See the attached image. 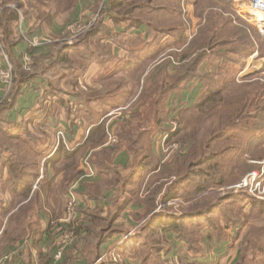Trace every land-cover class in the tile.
Listing matches in <instances>:
<instances>
[{
    "label": "crops",
    "instance_id": "0c3cea01",
    "mask_svg": "<svg viewBox=\"0 0 264 264\" xmlns=\"http://www.w3.org/2000/svg\"><path fill=\"white\" fill-rule=\"evenodd\" d=\"M47 1L51 3L53 0ZM140 1L149 2L152 6L171 8L181 3V0ZM243 1H234L233 6L237 11L240 8L245 10L248 6ZM191 2L195 10L196 1ZM108 5L109 0H77L68 24L74 21L82 25L95 23L102 7ZM114 13L111 10L103 18L117 38L116 43L112 44L109 56H98L89 62L87 70L76 78L65 76L60 80L57 77L48 83L44 78L37 77L22 87V94L17 98L15 106L4 116L12 128L16 127L12 131L14 136L28 141L34 134L40 147H0L1 264H92V259L86 261L80 255L83 248L82 238L89 237L92 231L114 234L106 237L102 244L101 257L111 247L117 246L123 251L136 244L140 246L144 242L145 236L141 234L140 229L150 216H143L146 206L140 199V186L146 185L151 175H147V170H143L139 160L137 165L134 163L133 155L136 151L140 152V146L134 147L140 145V124L136 123L140 116V103H136L135 94L130 93L129 78L139 77L140 72L156 67L157 63L154 61L162 55H168L170 58V52L173 51L169 47L174 41L179 43L185 38L184 34H161L148 23L139 20L136 22H140V25L132 28L128 23L130 20L123 17L112 19L115 17ZM23 26L28 32L38 29L44 31L55 41L52 47L35 51H31L25 42L18 43L14 53L24 69L23 57L27 53L31 59L38 55L48 57L52 54L54 46L60 42V36L67 32L66 24L54 23L47 29L27 18L23 21ZM160 46L165 49H160ZM82 51L81 48L72 52L69 60L82 59ZM56 52L60 54L59 46ZM132 55H135V59H131ZM1 66H4L3 61ZM164 66L169 68L168 65ZM210 68L208 65L207 70ZM247 71L244 69L243 75L239 76L255 72L250 70V73H246ZM33 72L32 69L29 73ZM196 85L199 86L198 83ZM2 88L3 86H0V103L8 96ZM50 88L54 91H50ZM194 93L195 88L191 96ZM42 95H46L44 103L38 101ZM70 105L76 107L75 113ZM56 128L66 132L67 143L71 146L69 149L56 147ZM108 133L118 137L119 142L114 147L105 146ZM29 144L25 143L28 146ZM21 149L25 154L23 160L17 156ZM5 151L8 154H5ZM153 151L158 152V147ZM84 158L92 159L91 164L96 174L92 178L84 179L77 188L79 208L73 223H77L81 240L80 243L69 247L61 260H56L59 239L57 231L64 218L66 186L68 188L67 184L82 176ZM34 165V172L37 173L35 179L32 178ZM147 165L146 168L149 167ZM121 181L124 185L127 184L124 193L120 190ZM22 183L29 184V187L25 192L26 200L18 203L22 193L16 189V185ZM6 185L10 187L6 189ZM12 200L15 205H12ZM120 208L122 210H119ZM108 217L117 218L112 225H108ZM146 228L149 230L147 226ZM207 231L203 229L202 233L206 234ZM224 231L227 237L222 241L216 234L208 241L205 239L204 249L199 255L186 253L182 257L184 264L236 263L240 256V240L235 239L232 234L233 228ZM129 233L132 235L127 242L124 239ZM167 238L170 245L166 247L165 252L168 247L170 251L166 256L168 262L164 264H169V261L173 264L182 247L173 232H168ZM145 244L144 252H148L150 244L146 240ZM143 260L144 258L139 262L137 259H130L131 264H144ZM150 263L153 264L154 260L151 259Z\"/></svg>",
    "mask_w": 264,
    "mask_h": 264
},
{
    "label": "rangeland",
    "instance_id": "374dc122",
    "mask_svg": "<svg viewBox=\"0 0 264 264\" xmlns=\"http://www.w3.org/2000/svg\"><path fill=\"white\" fill-rule=\"evenodd\" d=\"M28 1L29 0H25L27 5L22 9V11L18 10L19 24L16 28L17 37L20 39V42L24 43L26 41L20 31V28L22 27L23 31H25L29 38L42 34L49 37L52 40V44L46 46L45 48L52 47L55 43L54 38L39 29L34 30L33 28L32 30L34 31L28 32L23 26V21L26 19V16L28 18L30 17L31 21L35 22V24L38 23L37 20H41L40 18H43L45 13L48 12L49 2L47 0H30L28 3ZM249 1L250 0H244L243 2L247 3L249 6ZM14 4L15 3L12 0H0V7L2 8H4V6L15 8ZM182 4L183 0H181L180 3L181 12ZM248 6L245 10H241L240 8V10L238 9L239 11H237L234 6L232 9L236 16L244 19V23H237V18L232 16L230 12L224 11L222 13L220 9H216L215 11L221 15L223 14V17H232V21L236 24L233 27H248L249 29L259 33L264 39V34L260 31L259 23H255L252 18L250 20L248 17L249 14L247 15V10H250ZM190 11V20H185L182 13V19L186 28L184 32L185 40L181 39L179 43H176V41L173 42V44L169 47V49L173 51L170 52V58H168V55L164 56L161 54V57L157 59L155 58L156 60L154 59V62L157 63L155 65L156 67H151L148 71L140 72L139 77L129 78L130 93L133 92L135 94L134 97H136V103H140V116L136 121L137 124H140V145H134V147L140 146L141 159H147L148 162L146 161V165L156 164V171L160 172L161 177H159V180L157 181L155 179L156 175L148 177V183H157L155 184L157 186L150 184L152 186L149 190L162 185L163 188L161 191H163L167 187L165 183L167 181H171L173 179L171 178L172 175L179 170L182 172L181 176L184 177L186 174L184 173V170L187 169L188 166L186 165L189 164L190 161L192 164H199L198 161H203L198 169H194L195 171L200 172V170H205L209 174H215L213 176L214 180H209V177L207 178L203 175H194L192 178L194 179V183L183 184L184 188H182L181 198L167 203H160L155 206L156 213L164 216L172 215L176 218L181 216L184 211L215 208L213 209L214 213L212 216L200 220L202 223V229L200 232L194 231L192 233V237L195 242V246L193 248L194 250L201 252L204 249V240L206 239L208 241L213 238V234L216 232L215 226L217 225L225 229L226 223L230 225L231 223L229 221L233 218L235 221L234 223L238 224V227H233L234 231H232V234L235 239L240 240V251L243 250L242 259L241 256H239L238 261L234 264H237L240 260V264H264V157L258 159L259 156H264V149L258 151L262 146H255L254 144L250 146L251 150L254 151L244 156L245 160H247L249 164L256 165L257 167L260 166V168H256V170L250 174L247 173L246 166L239 160L241 152H247L249 149H246V147L249 146L246 144L243 138L244 136L240 131L243 127L248 128L249 126L252 127L251 129H259L260 133L262 129V124H257L256 122L251 121L253 117H250V114L253 115V113L258 110V106H264V59L259 58L257 52L253 53L251 57L244 59V67L234 78V83L230 86L222 87L217 95L209 97L210 100L201 103L200 108L194 109V105H196L201 99L200 97L203 91V77L206 74L213 75L217 76L216 79L220 80L221 75L219 74L223 64L221 59L210 53L208 59L204 61L205 65L203 63L194 74V81L190 82L188 86L183 83H179V90H174L175 85L172 87L175 77L177 79V77L182 73L184 63L186 62L185 58L182 56L183 50L188 48L193 39L198 36L201 27L205 23L204 18L197 16L196 8L194 10L193 7H191ZM208 11L210 10H207L206 13ZM75 24L79 25V22L74 21L70 24H66L65 30H67V32L59 38V43L61 45H73L87 32H81L75 40H71L75 34L69 30V27L70 25ZM80 25H82V23H80ZM194 28L195 34L190 39L188 38V30ZM225 28L227 31L231 29L229 26H226ZM74 29L77 30L76 26H74ZM261 30L264 33V30ZM160 47V49L163 48V46ZM29 49H31V51L37 50L30 47ZM5 58L8 59V56L4 51V45L0 39V63L2 61L4 63V66H1L0 70L5 69ZM168 60L170 63H168ZM248 62H251V64H248ZM164 65H168L169 68L166 69V66ZM208 65L211 68L207 70ZM29 66L34 71L36 70V57L30 60ZM244 69L246 71L248 70L246 73H250L251 71L255 72L251 73V75L239 76L243 75L242 72ZM196 83H198V87ZM191 84L193 85L191 86ZM158 85H160V88ZM163 85L167 86L166 89L163 88ZM0 86H3L2 89L4 92L5 87L2 81H0ZM12 88L10 92L7 93L8 96L4 97L5 100L11 95ZM194 88L195 93L191 96V92L194 91ZM257 95L263 96L262 100ZM70 108H72L73 113L77 111L75 106L71 107L70 105ZM159 119L162 120V123L160 122L157 124ZM58 130L63 131V129L56 128V141V134L58 133ZM110 135L115 136L118 139V137L113 133H108L106 142L107 145L105 144V146L114 147L118 144L119 140L116 144L111 143V145H109ZM19 147L24 146L21 144ZM69 147L71 146L69 145ZM156 147H158V152L155 153L153 149ZM227 149H232V152L238 153V160L235 161L232 159L233 155H230V151L225 153L224 150ZM24 155V151L21 149L19 153L21 160H23ZM213 166L215 167L213 168ZM190 168L193 167L191 166ZM253 173H257L261 176V186L257 187L252 184L251 188L244 187V181ZM181 176L177 179L178 181L183 178ZM220 177L225 178V181L219 182L218 179ZM196 185L202 190L195 189ZM145 188L146 185L141 187L140 199L142 200L148 197ZM191 188L192 192H188ZM67 192L68 188L66 186V193ZM190 196L193 198V202L185 204V200H187ZM229 196H241V198L244 197L245 199L239 202L241 206H239V204H235L237 202L229 200L224 201L220 205L222 207H219L218 205L219 208L210 206L211 203H219L223 200L222 198ZM198 198H200V202H194ZM254 202H256L257 206L261 208L260 211L255 212L254 209H252ZM65 203H67V195ZM192 203L193 206H191ZM63 215H66V205ZM63 219L64 218H62V220ZM62 220L60 222L61 226L58 225L57 235L59 234V236L63 234L66 225L62 222ZM144 224L145 222H143L142 225ZM73 226L76 227L78 231L79 228L77 223L73 224ZM203 229H207L208 233L203 234ZM225 230H229V228H226ZM252 230L254 231V234ZM169 232H173L176 235V232L174 231ZM131 235L132 233L126 235L124 240L129 242L130 239L128 238ZM221 235H223V239L227 237L225 231H221ZM235 239L234 241H236ZM131 240L133 241L134 238ZM143 241L144 242H142L140 246L136 244L123 251H121L117 246L111 247L107 251V257L105 260H111V264H131L130 259H137L140 262V259L142 260V258H144V264H152L150 263L151 259L154 260L153 264H164L165 262H168L166 260V256L168 251H170V248H167L165 253H163L164 251H159L158 254H155L152 250V244H150L147 250L148 252H144L146 250L144 249V246L146 245L145 238ZM147 241L152 242L150 238H148ZM167 241L166 238L159 239L158 243L155 244L158 246L156 250H159L160 248L166 249V247L170 245L168 238ZM176 241L180 242L179 244L181 245L182 250L179 255H177V260L175 259L176 261L174 260L173 264H184L182 257L186 255V253H189V245L177 238ZM1 254H3V251ZM1 257L2 255L0 258ZM114 257H117V261L114 260ZM169 264H171L170 261Z\"/></svg>",
    "mask_w": 264,
    "mask_h": 264
},
{
    "label": "trees",
    "instance_id": "16d2710c",
    "mask_svg": "<svg viewBox=\"0 0 264 264\" xmlns=\"http://www.w3.org/2000/svg\"><path fill=\"white\" fill-rule=\"evenodd\" d=\"M12 1H14L15 3V8L9 6H4V8L0 7V39L4 45V51L8 56V59L12 64L14 71V86L12 88L11 95L4 102L0 103V147H19L21 144H23L24 147H40L39 140L36 139L37 136H35L34 134L32 136V139L30 140L27 136L28 141H25V139L21 140L17 138V136H14L12 134L14 132L12 131L16 127H11L12 125L8 123L4 117L5 114L15 106L17 98L22 94V87L29 82H33L37 77L44 78L48 83H50L52 79H55L57 77L60 80L64 79L65 76H72L76 78L77 75L79 76L87 70L89 62L97 59V57L100 55L109 56L111 53L112 44L116 43L117 38L113 35L112 30L107 27V25L103 21V18L105 15L109 14L111 10L115 12V17H112V19H115L116 17H123L127 20H130V22L128 21V23L130 26H132V28L138 27L140 25V22L143 21L148 23L150 26H152V28H154L155 31L160 32L161 34H182L183 36L186 29L185 23L182 19L180 5L171 8L152 6L149 4V2L142 3L140 0H124V2L121 3H118L116 0H109V5L102 7L100 15L98 17L99 19L92 25V27L86 30L87 32L78 41H76V43H74L73 45H61L60 43H58V45L56 44L54 46V48L52 49V54H50L48 57L38 55L36 57L37 68L33 73H29L22 67L20 60L17 59L14 53V48L18 45V43H20V39L16 35V28L19 24L18 10L22 11V9L26 7L27 3L25 2V0ZM76 1L77 0H53L48 5V12L45 13L43 18H40L41 20H37L38 25L41 27L44 26L45 28L49 29L54 23L58 25L69 23V21L71 20V15L76 8ZM195 1L197 16H199L200 18H204L205 23L202 27L200 26L201 30L199 31L198 36L193 39L188 48L183 50L182 56L185 58L186 62L184 63L182 73L177 77V79L175 77L172 87L175 85L174 90H179V83H183L188 86L190 82L194 81V74L198 71L199 67L204 63V61L208 59L210 53L216 55L217 58L221 59L223 66L219 74L221 75L220 80L216 79L217 76L213 75L206 74L203 77V91L200 97L201 99L196 105H194V109L200 108L201 103L210 100L209 97L217 95L222 87L230 86L231 84H233L235 80L234 78L244 67V59L249 58L255 52L258 53L259 58L264 59V39L259 33L244 26L233 27L236 24L232 21V17H223V14L221 15L220 13L215 11L216 9H220L222 13L224 11L230 12L232 16H235L237 18V23H244V19L236 16L232 11L235 0ZM207 10L210 11L206 13ZM26 18L31 20L30 17L28 18L26 16ZM138 20L140 21L139 23H137ZM226 26H229L231 29L227 31L225 28ZM225 31L227 32L223 34ZM58 46L59 48H61L60 54L59 52H56ZM81 48L83 49L81 56L82 59H75L74 61L69 60V55ZM162 49H165V47L163 46ZM131 59H135V55H132ZM47 60H49L50 62H47ZM168 63H170L169 60ZM158 87L160 88V85H158ZM166 87L167 86L163 85V88L166 89ZM51 90L54 91V89L50 88V91ZM161 90L164 92L162 88ZM44 96L42 95V97L38 100L40 103L45 102L46 98ZM257 96H259L262 100L263 96ZM250 117H253L251 121H254L257 124H262V129L260 133L259 129H251L252 127L249 126L248 128L243 127V129L240 131L244 136L243 138L246 144L249 146L246 147V149H249L247 152H244L241 148L242 152L239 160L243 165L246 166L248 174L256 170V168H260V166L257 167L256 165L249 164L248 161L245 160L244 156L254 151L251 150L250 147L254 144L255 146H262L258 151L264 149V106H258V110L253 113V115L250 114ZM160 122L162 123L161 119L158 120L157 124ZM107 137L108 134H106V138ZM25 143L30 144L28 146L25 145ZM62 147L64 146H60L59 149H63ZM227 151H230V155H233L232 159H234L235 161L238 160V153L232 152V149L224 150L225 153H227ZM5 154H8L7 151H5ZM17 156L19 157V155ZM133 157L134 163L136 165L138 163V160L140 161V166L143 165V170H147V175L150 174L152 175L151 177L156 175V181L159 180V177H161V175L160 172L156 171V164H148L147 166L149 167L146 168L145 165L147 159L142 160L139 151H136ZM263 157L264 156H259L258 159ZM2 159H4V157H2ZM91 161L92 159L89 158L90 163H92ZM202 162L203 161L200 160V162L198 161L199 164H192L190 161L191 164H187L186 166L188 167L186 170H184V173H186L184 177L181 176V170L177 171L174 175H172L171 178L173 179L165 183L167 187L163 191H161L163 188L162 185L149 190L153 184H157L156 182L146 184L145 191H147L148 197H146L142 201L146 206V211L143 216L146 218L149 215L150 217L145 221L146 225H142L143 227L140 229V231L141 234L145 236L146 242L148 244H152V250L155 254H158L159 251H164L163 253H165V248L156 250L158 246L155 244L158 243L159 239L161 238H166L167 241V234L169 231L176 232L175 238L189 245L188 251L191 254L196 256L202 252L193 249L195 246V242L193 240L192 233L194 231L200 232V230L202 229V223L200 222V220L212 216L214 213L213 209L215 208H207V210L195 209L194 211H184L183 214L178 218L172 215L164 216L155 212L156 205L181 198L182 188H184L183 184L194 183V179H192L194 175H203L207 178L209 177V180H214V173L209 174L205 170H200V172L194 170L195 168L198 169ZM191 166L193 168H190ZM214 167L215 166H213V168ZM32 168V178L35 179L37 176V173L34 172L36 169V165H34ZM180 176L183 178L179 179L178 181L177 179L180 178ZM224 179L225 178L220 177L218 181H225ZM126 186L127 184L124 185L123 181H121V193L125 192L124 187ZM9 187L10 185H6V189ZM28 187L29 184L26 183L16 185V189L22 193L20 199L17 201L18 203H23L26 200L25 192L28 191ZM141 187L142 186H140V192ZM192 188L188 192H192ZM195 189L202 190L197 185ZM200 198H198L194 202H200ZM222 199L221 202L211 203L210 206L218 207L219 205V207H222L220 205L227 200L237 202L235 204H239V206H241L239 202H241L245 198H241V196H229ZM188 202H193V198L191 196L188 197L184 203L187 204ZM12 205H15V201L13 200ZM191 206H193V203ZM252 209H254L255 212L261 210V208L257 206L256 202L253 203ZM119 210H122V208H120ZM116 218L117 217H108L106 223H108V225H112V222H114ZM229 222L231 224L228 225L226 223V228L238 227V224L234 223L235 221L233 218ZM146 226L149 230H147ZM225 229L217 225L215 226V234L218 232L216 235L219 236V240L221 241L223 240L221 231H224ZM113 235V232L108 233L106 231L90 232L89 237H85L86 239L82 238L83 248L80 253L81 257L86 259V261L92 259V264H111V260H99L101 257L100 248L102 244L105 242L106 237ZM148 238H150L152 242H148ZM242 254L243 250L240 251L241 259ZM240 262L241 260L237 264H240Z\"/></svg>",
    "mask_w": 264,
    "mask_h": 264
},
{
    "label": "built area",
    "instance_id": "2783aa9c",
    "mask_svg": "<svg viewBox=\"0 0 264 264\" xmlns=\"http://www.w3.org/2000/svg\"><path fill=\"white\" fill-rule=\"evenodd\" d=\"M249 8L251 11L258 13L259 15H261L262 18H264V0H250L249 1ZM182 6V13H183V17L185 18V20H190L191 19V7H192V2L191 0H183V4ZM249 18L251 20V17L249 15ZM253 20V18H252ZM263 23H259V28L260 31L263 33V31L261 30V28L264 27V21H262ZM94 23H88V24H83V25H70L69 30L75 34L71 40H75L76 37H78V35L81 32H85L86 30H88L90 27H92ZM74 26H76L77 30L74 29ZM191 28V27H190ZM190 30V29H189ZM188 30L189 34H188V38H192V36L195 34V28L191 29L190 31ZM21 34L24 37V39L26 40V44L30 47V48H35V49H40L43 47H46L50 44H52V40L49 37H46L44 34L42 35H35L32 38H29L25 31H23L22 27L20 28ZM24 67L25 70L27 72H31L32 68L29 66L30 65V60H31V56L27 53L24 57ZM6 66L5 69H1L0 70V81L3 82V85L6 89V94L10 92L12 86H13V82H14V74H13V67L11 65V63L8 61L7 58L4 59ZM66 132L63 130H58L57 135V144L56 147H60V146H64L67 149H69V145L66 142V138L65 135ZM110 141H109V145H111V143L116 144L118 142V139L115 136H109ZM82 165L84 167V170L82 171V176H80L76 181H73L69 184L68 187V192H67V203H66V215L64 216V219L62 220L63 223H65V230L63 232L62 235L59 236V239L57 241V253L55 255V259L56 260H61L63 258V255L65 254V251L77 244L80 240V233L77 231L76 227L73 226V222L74 219L76 217V213L78 211L79 208V197H78V192H77V188L79 183H81L84 179L86 178H92L95 176L96 171L94 170L92 164L89 162V158H84L82 159ZM260 179L261 176L257 173H253L249 178H247L244 181V187L247 188H251L252 184L258 186H261L260 183ZM261 188V187H260ZM253 193V192H252ZM254 197H258V196H254ZM107 252L104 253L101 257V260H105L107 257ZM117 257H114V260L117 261L116 259ZM1 264V262H0Z\"/></svg>",
    "mask_w": 264,
    "mask_h": 264
},
{
    "label": "bare ground",
    "instance_id": "6f19581e",
    "mask_svg": "<svg viewBox=\"0 0 264 264\" xmlns=\"http://www.w3.org/2000/svg\"><path fill=\"white\" fill-rule=\"evenodd\" d=\"M247 12H248L247 15L249 14L251 16V18H253L255 23H263L262 21H264V18H262L261 15H259L258 13H255L249 9L247 10ZM261 29L264 30V27Z\"/></svg>",
    "mask_w": 264,
    "mask_h": 264
},
{
    "label": "water",
    "instance_id": "95a60500",
    "mask_svg": "<svg viewBox=\"0 0 264 264\" xmlns=\"http://www.w3.org/2000/svg\"><path fill=\"white\" fill-rule=\"evenodd\" d=\"M249 17V16H248Z\"/></svg>",
    "mask_w": 264,
    "mask_h": 264
}]
</instances>
